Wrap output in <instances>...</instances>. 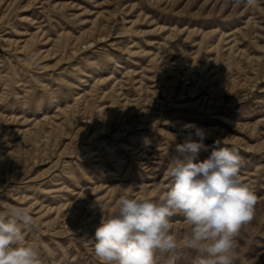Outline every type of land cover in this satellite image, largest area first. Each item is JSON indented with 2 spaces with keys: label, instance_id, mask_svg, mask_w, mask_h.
<instances>
[{
  "label": "rangeland",
  "instance_id": "rangeland-1",
  "mask_svg": "<svg viewBox=\"0 0 264 264\" xmlns=\"http://www.w3.org/2000/svg\"><path fill=\"white\" fill-rule=\"evenodd\" d=\"M186 124L201 160L238 149L257 200L233 264H264V0H0V208L31 209L40 264H99L101 212L168 189Z\"/></svg>",
  "mask_w": 264,
  "mask_h": 264
},
{
  "label": "clouds",
  "instance_id": "clouds-1",
  "mask_svg": "<svg viewBox=\"0 0 264 264\" xmlns=\"http://www.w3.org/2000/svg\"><path fill=\"white\" fill-rule=\"evenodd\" d=\"M254 6L257 0H235ZM182 143L175 145L166 175L168 189L157 199L121 196L115 210L101 221L89 239L99 264H156L157 252L171 253L175 264L179 245L171 218L182 215L190 231L184 247L199 254L196 264H233L236 237L254 214L256 195L239 175L238 149L207 150L203 129L186 124ZM100 210V206L96 204ZM38 227L27 206L0 208V264H40L39 248L26 239Z\"/></svg>",
  "mask_w": 264,
  "mask_h": 264
}]
</instances>
